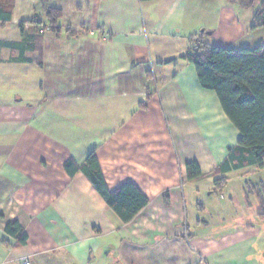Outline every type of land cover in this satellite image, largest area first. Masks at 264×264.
<instances>
[{
  "label": "crops",
  "instance_id": "0c3cea01",
  "mask_svg": "<svg viewBox=\"0 0 264 264\" xmlns=\"http://www.w3.org/2000/svg\"><path fill=\"white\" fill-rule=\"evenodd\" d=\"M45 7L61 11L59 33L37 40L28 23L21 34L32 17L46 23ZM247 9L15 0L0 26V264H264V164L214 175L240 134L180 58L192 37L237 50L263 44ZM92 152L109 192L132 182L148 198L128 223L82 171L65 169ZM187 162L205 177L189 181ZM13 220L24 245L5 232Z\"/></svg>",
  "mask_w": 264,
  "mask_h": 264
},
{
  "label": "trees",
  "instance_id": "16d2710c",
  "mask_svg": "<svg viewBox=\"0 0 264 264\" xmlns=\"http://www.w3.org/2000/svg\"><path fill=\"white\" fill-rule=\"evenodd\" d=\"M229 1L234 3V0ZM255 2L239 0L237 5L252 10ZM14 5L15 0H0V26L10 23ZM252 11L251 28L264 27V0ZM44 14L46 23L32 17L19 24L20 33L28 23L34 26L37 40L44 32L59 33L57 23L61 11L45 7ZM189 44L190 48L180 58L194 66L200 86L216 94L224 114L240 134L237 145L228 150L227 158L214 170V175L252 165L261 169L264 164V43L255 48L237 50L211 46L192 37ZM65 169L71 175L82 171L122 223L131 221L148 204V198L132 182L109 192L94 152L87 156L82 166L68 162ZM186 176L189 181L205 177L196 162L186 163ZM225 182V177L213 180L216 188ZM165 200L168 202L167 194ZM5 232L16 240V244L26 243V233L17 221H8Z\"/></svg>",
  "mask_w": 264,
  "mask_h": 264
},
{
  "label": "rangeland",
  "instance_id": "374dc122",
  "mask_svg": "<svg viewBox=\"0 0 264 264\" xmlns=\"http://www.w3.org/2000/svg\"><path fill=\"white\" fill-rule=\"evenodd\" d=\"M239 2V0H234V3L235 4H237ZM261 2H262V0H256V2H255V5H254V9H256V8H258L259 6H260V4H261ZM254 9H252V10H254ZM248 11L247 12H251L252 10H249V9H247ZM8 90V89H7ZM7 90H5L4 92H6ZM246 189H247V187H246ZM251 190L249 191V194L251 193V195L253 196V198L255 197L256 199L257 198H259L258 197V194L256 193V192H254V189H253V191H252V188H250ZM250 195V196H251ZM260 195H261V192H260ZM262 196V195H261ZM262 211H264V205H262Z\"/></svg>",
  "mask_w": 264,
  "mask_h": 264
},
{
  "label": "built area",
  "instance_id": "2783aa9c",
  "mask_svg": "<svg viewBox=\"0 0 264 264\" xmlns=\"http://www.w3.org/2000/svg\"><path fill=\"white\" fill-rule=\"evenodd\" d=\"M45 30H47L48 28H44ZM43 29V30H44ZM103 36H105V33H102ZM19 264H30V262L28 260H23L22 262H20Z\"/></svg>",
  "mask_w": 264,
  "mask_h": 264
}]
</instances>
